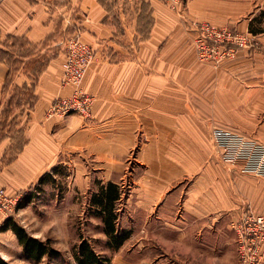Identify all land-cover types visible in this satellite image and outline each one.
Returning a JSON list of instances; mask_svg holds the SVG:
<instances>
[{
    "label": "crops",
    "instance_id": "obj_1",
    "mask_svg": "<svg viewBox=\"0 0 264 264\" xmlns=\"http://www.w3.org/2000/svg\"><path fill=\"white\" fill-rule=\"evenodd\" d=\"M152 6L151 28L141 37L135 20L110 17L102 0H0V98L8 85L29 87L33 96L13 116L24 138L17 152L9 154L18 136L0 134V186L21 194L62 161L92 163L104 173L124 166L135 149L142 167L135 194L168 214L152 230L176 233L183 264H237L231 222L247 207L264 211V179L226 166L209 129L260 138L248 110L264 97V79H255L258 51L239 48L218 65L201 61L192 45L196 17H179L160 0ZM253 6L237 29L253 22L261 29L253 36L264 45L262 19L256 25L257 17L264 20V0ZM74 34L96 57L82 80L93 96L90 114L46 118L50 103L72 90L60 77L63 41Z\"/></svg>",
    "mask_w": 264,
    "mask_h": 264
},
{
    "label": "rangeland",
    "instance_id": "obj_2",
    "mask_svg": "<svg viewBox=\"0 0 264 264\" xmlns=\"http://www.w3.org/2000/svg\"><path fill=\"white\" fill-rule=\"evenodd\" d=\"M102 1L110 17H128L130 22L132 19L135 20L140 36H147L152 25V0ZM160 1L179 17H196L191 20V26L194 22L207 20L229 25L236 30H239L237 24L247 18L249 11L254 8L253 4L257 2L237 0L238 4L235 5H217L214 2L218 0H193L195 3L191 0H181L180 6L175 8L169 0ZM232 12L235 15L232 21H219ZM257 19H262L259 26L264 27L263 18ZM244 31L249 32L248 28ZM249 33L253 36L251 32ZM247 48L258 51L255 56L257 63L255 79H264V45L253 36ZM30 79L34 80L33 77ZM263 82L264 80L260 81V84ZM258 88L256 85V92ZM32 98L29 87L8 85L2 92L0 134L10 132L15 133L14 137L18 136L15 143H12L13 147L9 154L16 152V148L24 140L22 132H16L19 121L13 116L28 108L32 104ZM248 110L255 116L254 130L260 133L261 140L258 137L257 139L264 141V97L261 101L255 99L249 103ZM209 140L211 142L210 135ZM211 145L220 159L212 142ZM136 164H139V160L135 149L128 153L124 166H112L104 173L98 166L88 162L82 161V165L79 166L76 161L59 162L55 165L52 177L41 185V191L36 199L19 207L17 203L11 215L29 234L49 243L48 245L56 249L58 254L46 256L40 261L28 260L10 229L0 230V254L15 264H76L71 255L72 248L81 239H85L97 253L109 258V264H183L182 245L173 241L176 233L167 234L166 230H152L153 225L168 219L166 210L159 209L158 212L152 210L144 199L135 194V180L142 170V167ZM87 174L89 177H86ZM107 178L115 180L114 183L118 184L121 190L120 197L115 203L117 232H128V237L117 248L105 234L101 215L98 213L99 208L92 201V195L108 182L105 181ZM182 181L178 184H184ZM0 217L2 218L1 215ZM1 218L0 225L4 219Z\"/></svg>",
    "mask_w": 264,
    "mask_h": 264
},
{
    "label": "built area",
    "instance_id": "obj_3",
    "mask_svg": "<svg viewBox=\"0 0 264 264\" xmlns=\"http://www.w3.org/2000/svg\"><path fill=\"white\" fill-rule=\"evenodd\" d=\"M48 1V0H45ZM178 8L181 0H169ZM195 35L192 45L196 57L218 65L232 58L239 48L249 47V32L239 31L226 24L197 21L192 24ZM61 85H70L71 92L56 97L45 111L46 118H63L70 113L89 115L93 96L82 87L83 77L96 58L92 47L78 35L67 36L63 41ZM209 135L220 160L228 167L264 179V142L238 131L212 125ZM21 194L11 193L0 186V215L3 218L14 212ZM231 227L236 237L237 264H264L261 246L264 242V211L254 212L250 207L240 211Z\"/></svg>",
    "mask_w": 264,
    "mask_h": 264
},
{
    "label": "trees",
    "instance_id": "obj_4",
    "mask_svg": "<svg viewBox=\"0 0 264 264\" xmlns=\"http://www.w3.org/2000/svg\"><path fill=\"white\" fill-rule=\"evenodd\" d=\"M255 18V17H254ZM257 22V18H256ZM255 25V23H254ZM257 25V23H256ZM258 27L250 23L248 31L252 34L260 31ZM17 152V151H16ZM56 166H53L50 171L45 172L40 176L38 181L21 193L18 201V207L31 202L36 199L38 193L41 191V185L52 177ZM120 187L118 184L108 181L102 185L99 190L92 195V201L99 208L98 213L104 225V232L110 238L114 247H118L128 237V232L118 233L116 229L117 213L115 212V203L120 197ZM10 229L15 235L19 246L21 247L23 255L31 261H40L46 256H56L58 251L47 242L29 234L26 229L17 223L12 216H8L1 221L0 230ZM71 255L76 264H109V258L97 253L87 240L81 239L77 245L72 248ZM0 264H14L0 256Z\"/></svg>",
    "mask_w": 264,
    "mask_h": 264
}]
</instances>
